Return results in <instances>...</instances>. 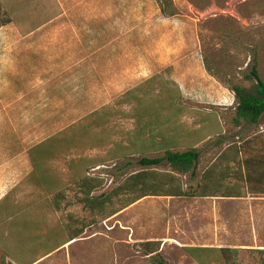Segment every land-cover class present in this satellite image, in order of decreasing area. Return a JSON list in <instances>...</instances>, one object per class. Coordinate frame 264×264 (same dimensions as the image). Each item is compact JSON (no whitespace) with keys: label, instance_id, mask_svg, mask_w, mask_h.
<instances>
[{"label":"rangeland","instance_id":"obj_1","mask_svg":"<svg viewBox=\"0 0 264 264\" xmlns=\"http://www.w3.org/2000/svg\"><path fill=\"white\" fill-rule=\"evenodd\" d=\"M84 4L93 12L106 13L109 24L124 29L118 42L131 41L123 34L136 23L147 32L133 43L159 41L165 33L167 50L172 52L181 45L188 61L179 77L187 76L191 88L182 91L174 82V66L156 63L148 72V61L59 63L56 73L14 79L9 89H20L22 94H5L4 79H0V119L7 123L0 125V190L10 189L0 199V264H27L42 257L57 243L58 236L82 225L87 227L78 239L34 264H153L141 250L142 243L148 241L160 242V255L168 264H196L179 247L200 246L239 249L238 264H264V253L258 252L264 250V195L147 197L122 216L93 225L91 216L77 203L79 176L101 179V188L94 192L98 195L142 170L137 164L140 156L111 159L108 151L113 146L94 147L99 144L93 141L94 136L101 129L90 131L85 140L78 138V131L94 120L81 119L95 110L128 113L130 106L118 101L153 77L157 82L152 94L160 86L180 90L182 102L196 117L184 118L185 125L204 118L221 127L218 135L196 146L200 158L195 177H181L184 188H196L203 172L223 153L233 170L246 158L264 157V115L256 125L235 126L234 95L225 82L232 79L248 86L243 77L251 71L254 60L264 81V0H85ZM57 10L55 0H0V37L11 36L4 26L24 35L31 27L50 21ZM3 19L12 22L2 25ZM204 64L217 76L207 73ZM201 73L209 82L207 92L200 88ZM212 116L217 117L216 122ZM68 126L76 137L70 150L56 141V149L38 154L35 177L39 184H30L28 149ZM135 126L127 118L111 119L101 131L104 143L126 146ZM237 147L241 148L238 165L234 164ZM93 161L98 166H92ZM157 171L163 175L169 168L162 164ZM234 183L243 186L231 176L224 180L226 185Z\"/></svg>","mask_w":264,"mask_h":264},{"label":"trees","instance_id":"obj_2","mask_svg":"<svg viewBox=\"0 0 264 264\" xmlns=\"http://www.w3.org/2000/svg\"><path fill=\"white\" fill-rule=\"evenodd\" d=\"M9 19H3L2 25L11 23ZM207 73L213 77L210 68L204 64ZM229 75V74H228ZM234 77V75L231 74ZM146 81L126 94L118 101L120 105L130 106L128 113H108L97 110L85 115L81 120L94 119L78 131V138L87 139L90 131L101 129L103 131L113 118H127L135 122L134 133L127 138V145L122 143H109L105 141L103 132L94 136V147L103 148L111 145L108 156L111 159L140 156L137 164L142 170L130 174L123 182L110 191L95 195L102 186V180L97 177L83 175L78 177L77 203L91 216L90 224H98L106 221L140 200L147 197H172V198H242L243 195L253 196L264 195V157L260 160L246 158L238 165V156L241 155V148L236 149L234 164L238 165L237 170L229 169L230 162L225 153L217 158V161L207 168L198 180L197 187L191 185L184 188L181 179L189 175L195 177L196 166L200 157L196 146L218 135L221 127L218 123H207L206 119L194 121L191 126L183 123L184 118H196L191 107L185 105L181 100L180 90H171L165 86L157 93L154 84L157 79ZM243 81L249 83L242 86L239 83L227 79L229 91L234 95V115L232 122L235 126L256 125L264 115V81L261 79L256 64L253 61L251 71L244 75ZM153 84V85H151ZM142 89H145L143 92ZM216 122V116L210 117ZM71 126L52 135L42 143L30 147L27 155L33 168L32 173L27 177L31 180L37 172L38 154L43 151L51 152L56 149L54 142L69 146L75 141ZM58 144V145H59ZM150 155H157L150 157ZM46 156L52 157V153ZM45 156V157H46ZM225 157V158H224ZM92 162V166H98ZM166 164L169 172L161 175L157 167ZM234 177L236 182H242L243 186L226 185V177ZM56 202V201H55ZM59 209L60 205L55 204ZM87 225L79 229L68 230L67 234L60 235L57 243L42 257L36 258L27 264H34L50 253L78 239L84 232ZM183 251L196 264H238L235 260L239 249L213 248V247H183ZM141 250L146 256H150L153 264H168L160 255V242L148 241L142 243ZM258 252H263L258 251ZM18 263V262H17ZM26 264V263H18Z\"/></svg>","mask_w":264,"mask_h":264},{"label":"crops","instance_id":"obj_3","mask_svg":"<svg viewBox=\"0 0 264 264\" xmlns=\"http://www.w3.org/2000/svg\"><path fill=\"white\" fill-rule=\"evenodd\" d=\"M55 1L58 7L56 16H53L50 21L31 27L24 35L18 36L15 28L4 26L11 32V36L0 37V79H4L3 92L5 94H22L20 89H9L14 86L12 84L14 79L29 76L41 78L46 72L56 73L60 68L59 63L148 61L151 63L148 72L156 67V63L157 66H159L158 64L174 66L176 68L174 82L182 91L188 92L191 88L187 76L179 77L185 71L184 63L188 61V57L182 53L181 45L172 52L170 49L167 50V35L165 33L160 34L161 40L159 41L153 39L152 42L146 41V43L140 44L137 40L136 43H133V39H139L144 36L142 32L143 34L147 32L146 28H141L139 24L134 23L126 28L127 31L123 34L131 41L121 43L117 39L120 31L124 29L120 30L115 23L109 24V17L106 13L93 12L90 7H86L84 4L85 0ZM135 17L137 19V15ZM81 68L86 69L84 65ZM203 74H199L200 88L207 92L210 90L209 82ZM217 97L219 98V96ZM227 100H230V97H227ZM0 105L2 104L0 103ZM0 125H7L6 120L0 119ZM32 171L31 166V172L27 177ZM29 183L39 184L35 176ZM8 191L0 190V199ZM134 206L132 205L119 213L118 217ZM166 246L167 242H164L163 247Z\"/></svg>","mask_w":264,"mask_h":264}]
</instances>
